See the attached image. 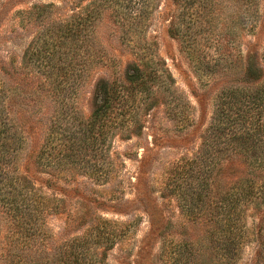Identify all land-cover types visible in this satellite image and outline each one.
Returning a JSON list of instances; mask_svg holds the SVG:
<instances>
[{"label":"rangeland","instance_id":"rangeland-1","mask_svg":"<svg viewBox=\"0 0 264 264\" xmlns=\"http://www.w3.org/2000/svg\"><path fill=\"white\" fill-rule=\"evenodd\" d=\"M75 15L83 39L57 36L64 19L77 26ZM40 49L45 58L25 56ZM248 53L257 61L249 72ZM136 66L155 77L149 93L136 95L138 110L131 98L123 108L128 127L103 144L100 160L116 166L115 178L103 182L54 161V140L48 165L32 163L49 131L65 136L87 119L96 84L131 96L126 75ZM0 83L16 120L34 124L18 171L61 185L76 180L100 197L119 188L129 201L122 212L99 213L118 227L130 224L102 264H264V170L250 172L264 163V0H0ZM138 175L150 199H136ZM65 218L46 216L58 246L81 233L65 232ZM40 255L42 264L52 257L48 249Z\"/></svg>","mask_w":264,"mask_h":264},{"label":"trees","instance_id":"trees-1","mask_svg":"<svg viewBox=\"0 0 264 264\" xmlns=\"http://www.w3.org/2000/svg\"><path fill=\"white\" fill-rule=\"evenodd\" d=\"M75 16L78 17L77 26L73 24L75 19L66 18L63 24H58L55 28L57 36H62L64 40L68 38L74 40V35L77 34V38L83 39L81 33L79 36L77 32L83 30L82 18L79 15ZM32 53L36 55V59L45 58L42 49L30 53L27 50L25 56L27 54L31 56ZM246 58V71L257 69L255 56L248 53ZM51 66L56 73H62L55 65ZM154 77L146 74V69L136 66L133 73L126 75L125 90L131 96H116L121 92L119 90L121 86L109 88L106 84L105 86L96 84L92 96L94 106L87 119L79 122L82 124L78 127H75V124L67 126L68 134L65 136L49 131L38 151L32 156V163L35 165L36 162L41 169L48 165L45 155L51 154L49 143L54 140L52 156L54 161L67 162V167L72 171L81 168L87 173H97V178L104 177L103 182L115 178L110 171L116 166L104 164L100 160L104 155L103 144L108 136L116 133L117 129L128 127L132 118L125 114L123 108L131 98L132 102H137V105H132L134 111L138 110L140 102L136 95L144 94L146 91L149 93L151 87L148 83ZM146 99L143 98L144 101ZM21 110L23 115H27L25 108ZM15 112L12 98L6 95V90L0 83V236L3 235L2 228L7 231L2 239L0 238V264H42L40 252L44 249L50 250L52 256L47 259L46 264H102L107 250L117 240L123 239L130 224L118 227L110 224V221L99 213L107 209L122 212L127 209L129 201L124 199V195L119 194L121 192L119 188L114 187L108 197H100L88 194L76 180H66L63 181L66 185H61L59 180L53 178L39 176L31 179L25 172L28 166L25 167V173L18 171L16 167L18 151L24 144L25 136H30L33 132L34 124L32 127L20 124L15 118ZM38 121H41L39 116ZM249 129L248 124L240 131L248 133ZM187 163L185 161L183 164ZM227 166L228 164H225L223 168ZM255 170H264V163L259 162L252 166L250 172L254 173ZM97 178L95 180H98ZM140 178L139 175L136 177L138 182L136 199H150L151 191L142 185ZM242 180L247 181L246 177H242ZM36 181L39 183L36 184ZM46 189H53L54 192L48 193ZM139 192L142 195H139ZM70 195L74 196L72 201L68 200ZM246 195H249V192ZM151 205L153 209L156 208L153 201ZM50 213H65L64 231L80 230V235L65 238L59 246L52 243L46 222V216ZM230 220L229 215L223 218L226 224H229ZM29 249L32 254H29ZM141 250L143 246H139V252Z\"/></svg>","mask_w":264,"mask_h":264}]
</instances>
